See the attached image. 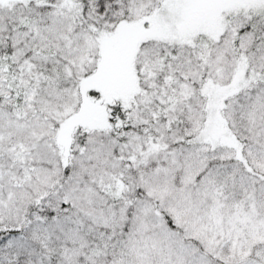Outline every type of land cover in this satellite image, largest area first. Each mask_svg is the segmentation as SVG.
<instances>
[{"label":"snow or ice","instance_id":"obj_1","mask_svg":"<svg viewBox=\"0 0 264 264\" xmlns=\"http://www.w3.org/2000/svg\"><path fill=\"white\" fill-rule=\"evenodd\" d=\"M0 264H264V0H0Z\"/></svg>","mask_w":264,"mask_h":264}]
</instances>
